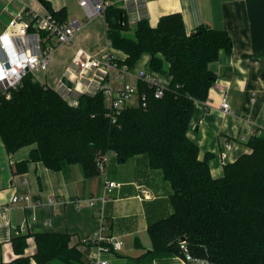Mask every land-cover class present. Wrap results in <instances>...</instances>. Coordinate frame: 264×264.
Segmentation results:
<instances>
[{
	"label": "trees",
	"instance_id": "obj_1",
	"mask_svg": "<svg viewBox=\"0 0 264 264\" xmlns=\"http://www.w3.org/2000/svg\"><path fill=\"white\" fill-rule=\"evenodd\" d=\"M41 2L58 20L67 21L65 9ZM103 17L111 46L126 55L121 63L132 68L149 54L148 66L169 76L163 96L155 97L154 89L139 82L147 104L125 107L112 121L103 93L83 94L71 103L27 74L9 98L0 89V136L6 149L31 146L18 170H27L31 161L64 172L76 164L91 177L102 171L97 157L110 151L120 160L146 153L150 165L162 169L172 185L173 212L148 226L152 247L133 257V263L184 256V237L190 254L211 264H264V130L249 137V151L226 163L220 177L212 175V154L201 159L198 144L188 136L196 101L208 98L217 78L211 63L221 52H232L231 35L207 24L187 33L180 12L161 16L156 26L147 17L133 26L124 8L108 4ZM261 76L264 81V71ZM30 236L36 245L31 255L26 253ZM11 243L18 256L1 264H32V258L38 264H86L68 231L15 232Z\"/></svg>",
	"mask_w": 264,
	"mask_h": 264
},
{
	"label": "crops",
	"instance_id": "obj_2",
	"mask_svg": "<svg viewBox=\"0 0 264 264\" xmlns=\"http://www.w3.org/2000/svg\"><path fill=\"white\" fill-rule=\"evenodd\" d=\"M56 11L65 9L67 21L79 19L82 29L74 41L58 45L52 52L47 71L35 78L55 88L71 59L79 48L95 57L115 53L121 59L126 55L111 46L107 37V24L103 16L87 18L80 0H49ZM125 9L130 23L135 25L141 17H147L156 26L161 16L180 12L187 33L207 24L225 29L233 39L231 53L221 52L219 59L211 63L217 78L204 101H196L188 136L198 144L199 156L211 153L210 168L214 177L224 174L226 163L235 161L248 152L246 141L253 134L264 130V0H106ZM34 10L47 14L41 0H0V33L16 13ZM29 16H27V19ZM149 54H144L134 70L148 65ZM226 98L232 112L225 114L221 108ZM232 147L228 148L227 145ZM31 146L9 152L0 136V260L11 261L18 255L14 252L11 237L15 227H24L22 232H65L72 234V243L80 245L83 261L94 264L97 257L108 259L110 264H211L194 258L186 260L182 255L163 256L133 263V257L146 253L152 247L148 226L173 212L169 180L160 168L150 165L146 153L120 160L111 152L102 171L87 177L79 165L66 172L52 170L40 161H31L25 171H19V162L28 159ZM226 153V158L222 154ZM119 183L106 201L100 197L104 181ZM15 194L31 196L30 200L12 203ZM55 198V204L49 203ZM80 198L81 205L76 206ZM103 212V222L98 213ZM104 224L105 235L121 242L118 251H100L94 244L82 241L93 236ZM139 242L140 244L138 245ZM27 254L36 249L33 236L28 238ZM32 264H38L32 258ZM50 264H63L54 260Z\"/></svg>",
	"mask_w": 264,
	"mask_h": 264
},
{
	"label": "built area",
	"instance_id": "obj_3",
	"mask_svg": "<svg viewBox=\"0 0 264 264\" xmlns=\"http://www.w3.org/2000/svg\"><path fill=\"white\" fill-rule=\"evenodd\" d=\"M80 3L87 18L90 19L103 16L109 4L106 0H80ZM27 16H29L28 19ZM82 26V22L75 18L61 22L50 11L44 15L34 10L16 13L9 20L6 29L0 33V47L5 56V59L0 57V77H2L0 78V89L3 95L9 98L11 90L16 88L27 74L47 71L53 50L58 45L73 42ZM120 60L121 58L115 53L109 52L99 58L79 48L55 89L71 103H78L79 97L83 94L103 93L108 115L112 121H116L117 116L125 107L147 104V93L140 92L139 82L154 89L155 97L163 96L164 89L169 84L168 75H161L148 65L134 70L133 67H128ZM221 108L225 114L232 112L226 98L222 100ZM227 147L231 148L232 145L229 143ZM108 158L109 152L102 157H97L101 168L104 167ZM222 158H226V153L222 154ZM118 185V182L105 178L103 194L100 197L88 198V202L95 206L97 199L102 202L106 201L108 193ZM30 199L31 196L28 194H15L12 197V203ZM48 201L51 204L57 203L55 198H49ZM80 201V198L76 199L77 207L81 205ZM98 213L103 222L102 209H99ZM105 228L106 226L102 224L100 229L88 239L100 251L120 250L121 242L105 235ZM14 230L16 233L21 232L24 231V227H15ZM105 241L108 244H103ZM180 243L184 251L183 257L186 260L194 259L188 250L186 240ZM94 264L110 263L108 259L97 257Z\"/></svg>",
	"mask_w": 264,
	"mask_h": 264
},
{
	"label": "water",
	"instance_id": "obj_4",
	"mask_svg": "<svg viewBox=\"0 0 264 264\" xmlns=\"http://www.w3.org/2000/svg\"><path fill=\"white\" fill-rule=\"evenodd\" d=\"M0 57H1L2 59H5L4 52L2 51L1 47H0ZM182 240H185V238L182 237V238H181V241H182Z\"/></svg>",
	"mask_w": 264,
	"mask_h": 264
},
{
	"label": "rangeland",
	"instance_id": "obj_5",
	"mask_svg": "<svg viewBox=\"0 0 264 264\" xmlns=\"http://www.w3.org/2000/svg\"><path fill=\"white\" fill-rule=\"evenodd\" d=\"M133 26H134V25H133ZM128 34H133V31H130ZM34 75L39 77V76H40V72H35ZM111 152H112V151L109 152V156H110Z\"/></svg>",
	"mask_w": 264,
	"mask_h": 264
},
{
	"label": "clouds",
	"instance_id": "obj_6",
	"mask_svg": "<svg viewBox=\"0 0 264 264\" xmlns=\"http://www.w3.org/2000/svg\"><path fill=\"white\" fill-rule=\"evenodd\" d=\"M0 78H2V77H0Z\"/></svg>",
	"mask_w": 264,
	"mask_h": 264
}]
</instances>
